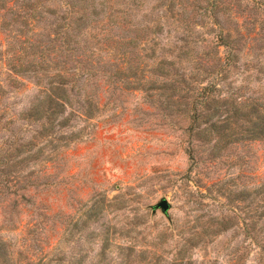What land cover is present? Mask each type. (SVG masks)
<instances>
[{
  "label": "rangeland",
  "instance_id": "rangeland-1",
  "mask_svg": "<svg viewBox=\"0 0 264 264\" xmlns=\"http://www.w3.org/2000/svg\"><path fill=\"white\" fill-rule=\"evenodd\" d=\"M26 3L0 0V264H264V0Z\"/></svg>",
  "mask_w": 264,
  "mask_h": 264
},
{
  "label": "trees",
  "instance_id": "trees-1",
  "mask_svg": "<svg viewBox=\"0 0 264 264\" xmlns=\"http://www.w3.org/2000/svg\"><path fill=\"white\" fill-rule=\"evenodd\" d=\"M32 1L33 0H27V3L24 5V7L30 8V10H32V12H33V11L37 10L35 3H38L39 0H36L33 3H32ZM65 1L67 2L66 4L68 5V9H70L71 7H73L77 3V0H71L70 2H68L69 0H65ZM85 16H86V14L82 13L79 15L78 19H83ZM200 98H203V99L207 98L208 99L209 94L203 90ZM61 100L65 101V99H63V97L61 95L49 94L47 96L48 109H47V116L45 117V119L51 121L50 119L52 118V116L55 115V117H56L59 114V111L55 110L54 105H60L58 103V101H61ZM186 153L188 154L189 159L194 161L195 155H194V151L191 147L186 149Z\"/></svg>",
  "mask_w": 264,
  "mask_h": 264
},
{
  "label": "water",
  "instance_id": "water-1",
  "mask_svg": "<svg viewBox=\"0 0 264 264\" xmlns=\"http://www.w3.org/2000/svg\"><path fill=\"white\" fill-rule=\"evenodd\" d=\"M153 209H160L163 214H166L170 209V204L165 198H162L158 203L153 206Z\"/></svg>",
  "mask_w": 264,
  "mask_h": 264
}]
</instances>
